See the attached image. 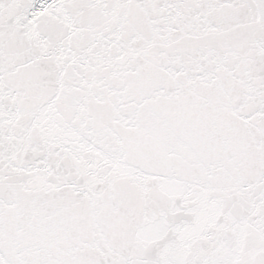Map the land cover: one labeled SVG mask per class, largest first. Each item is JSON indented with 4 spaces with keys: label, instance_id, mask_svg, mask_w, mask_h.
<instances>
[{
    "label": "snow or ice",
    "instance_id": "snow-or-ice-1",
    "mask_svg": "<svg viewBox=\"0 0 264 264\" xmlns=\"http://www.w3.org/2000/svg\"><path fill=\"white\" fill-rule=\"evenodd\" d=\"M0 264H264V0H0Z\"/></svg>",
    "mask_w": 264,
    "mask_h": 264
}]
</instances>
